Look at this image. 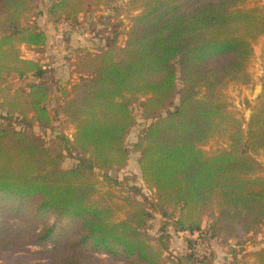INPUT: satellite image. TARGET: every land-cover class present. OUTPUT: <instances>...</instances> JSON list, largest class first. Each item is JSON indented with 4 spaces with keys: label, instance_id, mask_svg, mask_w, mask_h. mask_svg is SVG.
Masks as SVG:
<instances>
[{
    "label": "trees",
    "instance_id": "1",
    "mask_svg": "<svg viewBox=\"0 0 264 264\" xmlns=\"http://www.w3.org/2000/svg\"><path fill=\"white\" fill-rule=\"evenodd\" d=\"M38 1L0 0V109L3 119L19 115L26 126L16 130L0 122V254L58 244L49 216L67 221L63 231L71 237L34 254L51 260L47 264H105L83 250L124 264H169L164 257L169 229L207 234L223 245L256 238L264 229V166L258 159L264 153V79L247 122L224 92L230 84L252 82L248 66L264 35V0L126 2L139 14L123 45L114 30L112 43L70 48L74 60L68 57L67 63L77 82L69 79L57 92L75 134L51 144L32 131L53 123L48 102L55 90L45 80L51 70L22 53L25 47L36 54L48 41L31 21ZM115 1L59 0L49 14L53 23L74 26L114 10ZM117 16L107 15L110 26ZM11 77L40 82L12 90ZM177 98L175 110L163 115ZM137 107L147 127L135 148L150 198L142 187L109 175L128 166ZM213 141L222 148L207 152ZM76 153L77 163L65 168ZM155 213L164 220L158 237L148 232ZM9 216L39 224L23 233L7 227ZM185 239L188 252L173 257L172 264H215L214 258L196 254L192 237ZM253 256L264 264V247Z\"/></svg>",
    "mask_w": 264,
    "mask_h": 264
},
{
    "label": "rangeland",
    "instance_id": "2",
    "mask_svg": "<svg viewBox=\"0 0 264 264\" xmlns=\"http://www.w3.org/2000/svg\"><path fill=\"white\" fill-rule=\"evenodd\" d=\"M59 0H39L35 5V10L32 13L31 21L35 24H50L52 22L50 18V7L55 4ZM129 0H116L113 4L115 7L114 10H102L98 16L90 15L88 20H92L93 22H82L81 24H76L73 26L75 28V32L72 34L78 35L81 40H85L88 43H92L91 45L95 47L103 46L108 44L114 38L116 32L118 33V43L124 44L126 40V34L128 27L131 25V22L135 16L139 14V12H133L130 10V6H126L125 3ZM113 14V16H117L119 14V19H117L113 23L115 27L110 26V21L107 20V15ZM47 16V18L45 17ZM50 21V22H49ZM63 22V21H62ZM67 22V21H66ZM57 24V23H51ZM112 27V28H110ZM116 32H115V31ZM108 31V32H106ZM71 40V39H70ZM71 43V42H70ZM66 44V41H65ZM263 47H264V35L261 36L255 43L254 46V57L251 60L248 66V72L251 75L252 82L248 85H241V84H230L226 91L224 92V96L227 102L231 104V109L237 113L238 117L241 118L244 122H247L252 114V107L258 104L259 98L262 94V80L264 79V54H263ZM67 48L65 46L63 53L64 55L67 54L65 51ZM60 51V50H59ZM56 52V51H53ZM23 56L26 59H31L33 54L26 51L24 47H22ZM53 54V53H52ZM64 55L61 54V57ZM64 65V64H63ZM70 70L68 68V72H65L64 69L62 73H50L49 76L46 78L49 82H51V86L54 87V96L48 102V107L51 111L53 123L49 127H38L34 126L32 131L37 135L43 137L48 144L53 142H58V138L61 136H66L70 140L73 139L75 134L74 125L70 122V120L62 113L61 109V102L58 98L59 93L57 92V87L60 80L59 78L64 79L66 82L70 79ZM32 77L26 80H20L18 77H11L8 83L7 88L12 90L24 87L28 83H32ZM76 83V81H74ZM181 88V86H179ZM261 87V93L259 94L257 90ZM179 104V98L171 105V107L166 110L163 115H167ZM135 114L137 118V124L132 128L129 137H128V150H129V163L128 166L123 170H112L109 172V175L113 178H119L120 180H126L130 185H136L138 187H142L146 197L150 198L151 194L149 191L144 187L141 170L138 164L139 160V153L137 152L135 145L138 142V139L143 132V130L147 127V123L141 119V108H135ZM3 112L0 109V122L3 123L5 126H10L16 130H26V126L20 124L21 117L19 115H15L11 118V120L3 119ZM222 142L213 141L211 142L205 150L207 152L213 153L218 151L222 148ZM80 155L76 153L74 157L67 158L65 160L64 167L71 168L77 163V158ZM259 161L264 166V153H260L258 156ZM101 188L103 187L102 183L100 184ZM127 191L123 193V196L127 195ZM48 222L51 225H55L57 227V235L56 241L58 244L48 243L42 246H32L28 249H25L19 253H3L0 254V264H47L50 263L51 260L49 259H42L39 260L38 257L34 256V254L39 252H46L53 249L56 245L61 246L69 242L71 237V232L64 229L67 228L68 223L65 220H57L53 216H49L47 218ZM3 219L0 217V224L2 223ZM163 217L160 214L155 213L154 217L149 223V234L152 236L158 237L160 236V228L163 224ZM205 221L207 222L208 219L206 218ZM6 225L9 227L10 225L13 226V230H21L23 233L28 232L31 228L38 225V222H34V225H29L28 221H22L20 219H15L14 217H7ZM3 225L0 227L2 229ZM205 228V224H204ZM171 234L170 239V249L169 251L164 253V257L168 261L169 264H172L171 261L173 257L178 255H183L188 252V243L186 242L185 236L192 237L195 240L196 244H205L209 250V257L214 258L215 264H256L255 258L253 256L254 253H257L260 249L264 247L262 242H264V229L260 232V234L254 238L252 237L251 240L248 238H243L237 245L235 240L230 241L226 246L221 243V241L212 240L209 238L207 234H174L171 229H169ZM222 240V239H221ZM250 240V241H249ZM195 244V245H196ZM244 250V251H243ZM87 255L94 257L97 260L104 262L105 264H124L122 261L113 260L108 258L102 254H95L91 252H86L83 250ZM44 255V254H43ZM22 257L23 260L19 261L17 258Z\"/></svg>",
    "mask_w": 264,
    "mask_h": 264
},
{
    "label": "crops",
    "instance_id": "3",
    "mask_svg": "<svg viewBox=\"0 0 264 264\" xmlns=\"http://www.w3.org/2000/svg\"><path fill=\"white\" fill-rule=\"evenodd\" d=\"M45 17L47 18V16H45ZM51 23L47 24V25L46 24H39V26H41L43 28V30L46 32V35L48 38L46 46L44 48H42L41 51H39L38 53L35 54L32 51H28L25 47L24 48L26 49V51L33 54V56H31L32 57L31 59H37L43 66H47V68L51 70V73H56V75H57V73H62L63 69L65 72H68V68H69L70 73H71V75H70L71 82H73V83H74V81L77 82V75L75 73H73V71H72V70H74V68L73 67L70 68L68 63H67L68 57L69 58L71 57V61L74 60L73 59L74 55L68 54L70 51V48L71 47H73L74 49H76V48H93L95 46L94 45L92 46L91 44L94 42L88 43L85 40H81V38L78 37V35L74 34L70 40L71 43H69V44L66 43L67 49L65 51H67V54L64 55L62 50H60V51L57 50L53 45V39L56 35V24L52 25ZM74 32L75 31H73V33ZM106 32H108V31H106ZM70 33L67 34V37H70L73 34L72 33L70 35ZM67 37H66V39H67ZM109 43H112V41ZM101 46H99V47H101ZM95 48H97V47H95ZM53 51H56V52H53ZM61 54L64 56L61 57ZM32 79H33L32 83H39L40 82V80L37 78L32 77ZM59 79L60 80L57 81V82H59L58 85H66L67 84V82L64 79L63 80H62V78H59ZM45 80L48 81L47 79H45ZM49 83H51V82H49ZM257 91L260 94L261 93V87Z\"/></svg>",
    "mask_w": 264,
    "mask_h": 264
},
{
    "label": "built area",
    "instance_id": "4",
    "mask_svg": "<svg viewBox=\"0 0 264 264\" xmlns=\"http://www.w3.org/2000/svg\"><path fill=\"white\" fill-rule=\"evenodd\" d=\"M72 31H73V26L70 22L63 21L56 24V35L53 39V45L57 50H64L66 46L65 41L67 34ZM43 68L48 69L47 66H43ZM195 252L199 257H204L209 255L210 250L205 244H196Z\"/></svg>",
    "mask_w": 264,
    "mask_h": 264
}]
</instances>
